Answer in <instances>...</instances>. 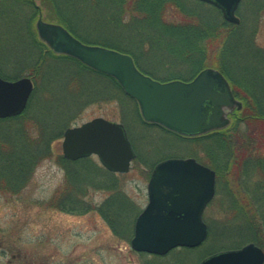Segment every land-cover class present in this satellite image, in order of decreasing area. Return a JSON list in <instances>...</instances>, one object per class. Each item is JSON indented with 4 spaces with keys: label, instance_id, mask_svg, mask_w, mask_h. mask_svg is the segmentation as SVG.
<instances>
[{
    "label": "rangeland",
    "instance_id": "rangeland-1",
    "mask_svg": "<svg viewBox=\"0 0 264 264\" xmlns=\"http://www.w3.org/2000/svg\"><path fill=\"white\" fill-rule=\"evenodd\" d=\"M168 1L185 5L206 20L222 16L198 0ZM120 2L59 0L62 13L81 40L129 50L156 78L189 80L199 72H192V64L185 62L188 55L184 47L162 30L164 26H149V21L154 23L156 19H146L131 9L136 7V0H126L124 12ZM10 11L0 3L2 71L8 78H16L22 67L30 71L41 55L42 59L34 77L36 92L26 109L30 118L24 123L0 121V127L12 134L22 129L30 145L26 152L31 150L27 153L31 159L24 162L28 168L21 169L22 184L5 185L0 190V264H199L208 255L234 248L251 237L247 231L249 211L244 207L250 196L248 183L235 165L233 173L224 171L217 180L215 197L204 213L209 236L202 244L177 247L163 256L133 249L135 221L149 201L147 186L153 167L164 159L191 157L199 151L203 157L201 145L146 122L138 102L111 77L81 67L68 57L51 55L48 48L41 53L27 23L31 11ZM40 12L50 20L45 7ZM165 13L161 18L165 22L181 23L185 19L181 7L169 5ZM237 16L238 24L222 29L233 35L225 76L230 84L264 89V0H242ZM211 45L203 68L215 67V55L224 46ZM190 61L194 63L195 58ZM99 116L125 125L137 152L129 172L106 169L97 155H91L89 163L61 158L66 128ZM38 120L45 125V134L52 136L49 149L41 137ZM21 154L27 157L19 149ZM259 178L255 176L251 181ZM261 215L264 219V203Z\"/></svg>",
    "mask_w": 264,
    "mask_h": 264
},
{
    "label": "water",
    "instance_id": "water-1",
    "mask_svg": "<svg viewBox=\"0 0 264 264\" xmlns=\"http://www.w3.org/2000/svg\"><path fill=\"white\" fill-rule=\"evenodd\" d=\"M218 7L225 20L239 23L242 0H202ZM39 38L56 53L72 56L89 67L114 77L136 99L145 121L186 136H198L230 125L241 110L226 76L205 67L192 80L161 81L143 72L127 52L77 38L59 22L36 21ZM30 76L7 79L0 75V118L23 113L34 91ZM63 154L77 160L97 155L110 171L126 173L137 153L121 122L104 117L66 128ZM149 201L137 216L131 246L137 251L167 254L176 247H195L208 237L204 210L216 193V171L195 157H172L158 162L147 186ZM62 264V263H60ZM199 264H264V249L255 242L224 249Z\"/></svg>",
    "mask_w": 264,
    "mask_h": 264
},
{
    "label": "trees",
    "instance_id": "trees-1",
    "mask_svg": "<svg viewBox=\"0 0 264 264\" xmlns=\"http://www.w3.org/2000/svg\"><path fill=\"white\" fill-rule=\"evenodd\" d=\"M136 1L137 5L136 7L133 6L131 8L132 10L138 11L140 13V16H143L146 19H156V22L154 23H151L149 21V26H164L165 28H163L162 30H165V32H167L169 36H171V38H176V42H178L181 47H184L183 51L186 55H188L185 58V62L192 64V72H198L203 69L204 61L208 58V48H211L213 46H210V44L223 43L224 46H222L219 51H217V55H215L217 61L214 64L216 68H218L228 77V69L226 67V62L229 58L233 35L230 36L228 32H223L222 29L226 27V30H228V27L233 25L234 23L226 21L221 15L218 20H206L204 19L203 14L201 16L200 13H196L194 10L187 8L185 5L175 4L173 2L170 3L168 0ZM198 1L206 3L204 1ZM125 2L126 0H121V8L124 6ZM0 3H4V5L8 7L9 11L11 9L20 11H31L29 16L30 22L27 23L31 25V31L29 30L31 32L30 35L33 37L34 42L41 49V53L44 48H48L49 54L56 55V53L52 49H50L44 41L39 38L36 28H33L35 18L37 16V13L41 11V7H45L47 9L48 17L51 21L61 23L66 28H68L73 34L79 37L76 34L77 30L75 29V27H73L70 21L62 13L59 0H0ZM168 4L170 6L181 7V12L183 13L185 18L181 23L174 21L165 22L161 19L163 16H165V11L168 10ZM206 4L209 5L210 9H216L221 14V11L216 6L209 3ZM27 23H25L24 27H26ZM145 24L148 25L147 23ZM140 25L142 26L141 28L146 29L145 27H143L142 24ZM33 34L35 35L33 36ZM111 47L119 48L122 51L131 53L129 52V50L119 46ZM214 52L215 51H212V53ZM59 55L77 61V63H79L81 67L87 68L91 71H95L91 67L79 61L78 59H75L68 55ZM132 55L141 70H143L145 73L154 76L140 64L136 55ZM191 57L195 58L194 63L190 61ZM40 59H42V55L39 57L37 62L32 65L33 68L31 67L32 69L30 68V71H25L24 67H22V71H20L19 74L16 76H31L35 82L36 87L37 84L34 77L36 75V72L40 70V62H38ZM222 61L225 63L224 66L221 63ZM0 74L8 78L7 74L2 71L1 66ZM111 78L125 93L118 81L113 77ZM177 78L181 77L177 76ZM159 79L162 81H166L169 79L171 80L173 78L169 77ZM238 85L239 86L232 84V88L236 97L242 100L243 107L241 110L237 109L235 111L232 116V123L228 127L213 130L206 134L198 136L184 137L194 143H197L198 145H201V148L204 152L203 157L201 156L200 151L195 152L193 156L215 169L217 172V180H219V177L222 176L224 171L227 173H233L235 165L236 167H240L238 168V170H240V172L242 173L240 175L245 178V184L248 183V189L250 193L248 204H246L247 206L244 207H246L249 211V216L246 215V218L248 223L247 231L251 232V237L244 243L234 245V248H238L241 245L252 241L257 243L264 249V219L261 215V205L264 203V89H258L257 86L254 85L248 87V85H243L242 83H239ZM35 92L36 88L34 89L30 101L34 98ZM26 111L27 110H25L21 115L16 117L0 118V121L3 120V122H9L12 120H21V123H24L27 118H30V116L28 115V111ZM38 122L40 126L41 137L48 144L46 149H49L50 140L52 139V136L50 134H45V125L39 120ZM26 135L23 133L22 129L16 132L15 134H12L11 132H8L7 130L2 129L0 127V190L5 185L20 186L22 184H20V179H22L20 173H22V170L24 171L28 168V166H25L24 162L27 163V160L31 159L27 154L30 153L29 151L31 150L26 152V150H28V147H30V145L27 144L28 137ZM19 149L20 151H23L29 158H27L26 156V158H24L23 154L19 155ZM237 149H240L241 151L237 152ZM61 158L64 161H70L64 156H61ZM32 160L35 161V159L33 158ZM77 161L89 163L90 158L86 157ZM17 171H20V176L17 174ZM11 175L16 177L11 180H8V182L5 177H10ZM258 175L260 177L258 180L251 181L253 177ZM63 200H65L64 197ZM110 211L113 213V215H115L116 220L118 221L116 213L113 212V209H110ZM109 215L112 216L111 214Z\"/></svg>",
    "mask_w": 264,
    "mask_h": 264
},
{
    "label": "flooded vegetation",
    "instance_id": "flooded-vegetation-1",
    "mask_svg": "<svg viewBox=\"0 0 264 264\" xmlns=\"http://www.w3.org/2000/svg\"><path fill=\"white\" fill-rule=\"evenodd\" d=\"M217 185V184H216ZM215 197V196H214ZM214 199V198H213ZM212 199V200H213ZM212 200L209 202V204L207 205V207L210 205V203L212 202ZM207 207H206V209H207ZM206 209H205V211H206ZM55 264V263H54Z\"/></svg>",
    "mask_w": 264,
    "mask_h": 264
}]
</instances>
